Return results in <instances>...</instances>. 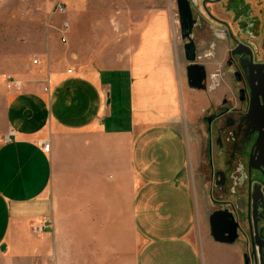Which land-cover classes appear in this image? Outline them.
<instances>
[{
    "label": "crops",
    "instance_id": "0c3cea01",
    "mask_svg": "<svg viewBox=\"0 0 264 264\" xmlns=\"http://www.w3.org/2000/svg\"><path fill=\"white\" fill-rule=\"evenodd\" d=\"M66 9V41H42L32 52L38 64H25L5 95L0 257L243 264V240H214L204 222L209 201L187 177L189 132L221 99L214 64L203 61L205 88L193 86L172 5L113 18L115 29L108 18ZM124 217L134 247L124 243Z\"/></svg>",
    "mask_w": 264,
    "mask_h": 264
},
{
    "label": "flooded vegetation",
    "instance_id": "af4514ba",
    "mask_svg": "<svg viewBox=\"0 0 264 264\" xmlns=\"http://www.w3.org/2000/svg\"><path fill=\"white\" fill-rule=\"evenodd\" d=\"M173 7L184 56L191 44L204 68L202 89L209 60L212 91L221 94L203 120L213 205L234 214L243 264H264V0H173Z\"/></svg>",
    "mask_w": 264,
    "mask_h": 264
},
{
    "label": "rangeland",
    "instance_id": "374dc122",
    "mask_svg": "<svg viewBox=\"0 0 264 264\" xmlns=\"http://www.w3.org/2000/svg\"><path fill=\"white\" fill-rule=\"evenodd\" d=\"M57 2L63 3L65 7L69 4L70 7L77 9L80 13L83 12L86 16L108 18L111 23L109 26L113 29H115L113 18H122L125 15H133L135 18L136 14L143 17L168 5L173 6V0H0V134L5 130L3 111L8 86L20 79L25 71V64L32 66V61L35 59L32 57V52L42 46V41H47L50 37L62 39L59 30L62 22L67 20L69 13L67 12L66 16L56 14L53 5ZM99 42L106 44L105 41ZM188 136L192 157L187 177L193 185L194 192L200 196L201 200L206 197L209 201L211 211L208 217L205 216V221L203 219L205 224L209 225V216L219 207L218 205L214 206L212 201V198L216 197V193H210L212 184L206 163L207 135L204 122L200 124L197 134L189 132ZM123 224L124 243L131 244L132 242L134 247L137 238L130 230L127 217L123 218ZM206 229L208 230L209 226ZM53 262H55V258L54 261L52 258L51 263ZM0 264L31 263L27 260L0 257ZM59 264H61L60 259Z\"/></svg>",
    "mask_w": 264,
    "mask_h": 264
},
{
    "label": "water",
    "instance_id": "95a60500",
    "mask_svg": "<svg viewBox=\"0 0 264 264\" xmlns=\"http://www.w3.org/2000/svg\"><path fill=\"white\" fill-rule=\"evenodd\" d=\"M178 6H180V4H178ZM183 16H185V21H187L186 32L190 34L193 28L192 22L190 21V15L184 10ZM188 39H190V37H188ZM186 46H189V49H186L185 51V60L189 64L188 78H190L191 82L193 79L196 80V84H193V82L192 84L197 89L202 88V83L204 81V68L195 64L196 51L192 48V45L188 44ZM192 75H194L195 78H193ZM209 222L211 236H213L216 242L232 244L238 239L236 231L239 226L233 213L230 214L226 211H217L210 216Z\"/></svg>",
    "mask_w": 264,
    "mask_h": 264
},
{
    "label": "built area",
    "instance_id": "2783aa9c",
    "mask_svg": "<svg viewBox=\"0 0 264 264\" xmlns=\"http://www.w3.org/2000/svg\"><path fill=\"white\" fill-rule=\"evenodd\" d=\"M53 10L56 12V14L60 15V16H66L67 14V9L65 7V5L63 3H60V2H57L53 5ZM68 29H69V24L67 22H62V25L60 27V33L62 34L61 38H62V42H65L66 41V34L68 32ZM38 64V60L37 59H34L32 61V65H37ZM70 72V71H69ZM12 87H19V83L17 82H13V84L11 85ZM14 136V131H9L8 132V136L5 137V141H9V138L10 137H13ZM42 148L47 151L49 146L45 143L42 144Z\"/></svg>",
    "mask_w": 264,
    "mask_h": 264
}]
</instances>
